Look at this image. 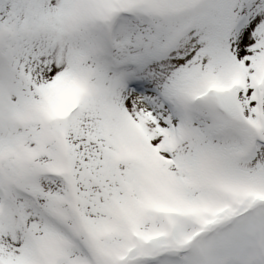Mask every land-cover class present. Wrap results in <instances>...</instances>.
Wrapping results in <instances>:
<instances>
[{
  "label": "snow or ice",
  "instance_id": "1",
  "mask_svg": "<svg viewBox=\"0 0 264 264\" xmlns=\"http://www.w3.org/2000/svg\"><path fill=\"white\" fill-rule=\"evenodd\" d=\"M0 264H264V0H0Z\"/></svg>",
  "mask_w": 264,
  "mask_h": 264
}]
</instances>
